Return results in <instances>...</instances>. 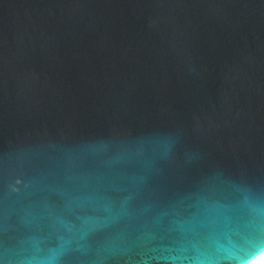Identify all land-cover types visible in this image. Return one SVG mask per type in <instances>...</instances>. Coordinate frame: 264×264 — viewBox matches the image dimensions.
<instances>
[{
  "label": "water",
  "instance_id": "obj_1",
  "mask_svg": "<svg viewBox=\"0 0 264 264\" xmlns=\"http://www.w3.org/2000/svg\"><path fill=\"white\" fill-rule=\"evenodd\" d=\"M264 253V0H0V264Z\"/></svg>",
  "mask_w": 264,
  "mask_h": 264
},
{
  "label": "bare ground",
  "instance_id": "obj_2",
  "mask_svg": "<svg viewBox=\"0 0 264 264\" xmlns=\"http://www.w3.org/2000/svg\"><path fill=\"white\" fill-rule=\"evenodd\" d=\"M252 264H264V253Z\"/></svg>",
  "mask_w": 264,
  "mask_h": 264
}]
</instances>
